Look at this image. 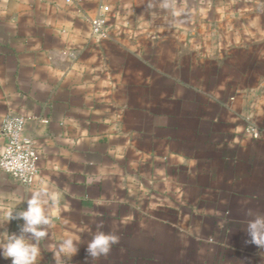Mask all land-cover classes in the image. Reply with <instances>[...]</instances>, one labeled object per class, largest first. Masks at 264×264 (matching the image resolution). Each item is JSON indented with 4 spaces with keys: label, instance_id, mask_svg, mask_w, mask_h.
Segmentation results:
<instances>
[{
    "label": "crops",
    "instance_id": "obj_1",
    "mask_svg": "<svg viewBox=\"0 0 264 264\" xmlns=\"http://www.w3.org/2000/svg\"><path fill=\"white\" fill-rule=\"evenodd\" d=\"M152 2L0 0V125L25 118L39 165L34 186L0 169V232L35 187L61 194L36 264L72 232L64 264H91L78 230L101 220L120 242L96 264H264L245 244L246 210L264 212V0Z\"/></svg>",
    "mask_w": 264,
    "mask_h": 264
},
{
    "label": "clouds",
    "instance_id": "obj_2",
    "mask_svg": "<svg viewBox=\"0 0 264 264\" xmlns=\"http://www.w3.org/2000/svg\"><path fill=\"white\" fill-rule=\"evenodd\" d=\"M177 0H162L159 8L171 12L173 17H179L182 9L177 8ZM157 6L148 0L147 8L154 9ZM155 18L156 13L152 12ZM61 194L50 189L47 184L35 187L27 199V207L24 210L13 213L8 210L4 213L6 223L12 220H22L18 233H9L7 230L0 232V255L5 259H11L12 264H36L40 257L39 242L48 236V230L53 227V217L60 214ZM245 231L248 239L245 244L255 245L264 260V212L248 208L245 212ZM68 223L67 219L64 221ZM4 226V225H3ZM2 226V227H3ZM104 223H96V231L91 228H80L78 232H88L91 239L87 242V258L91 264H96L102 257L106 258L114 245L119 244L120 237L112 231L103 230ZM84 243L81 235L72 232L67 233L61 242L49 245L53 253L55 264H64L62 257L71 259L79 251V245Z\"/></svg>",
    "mask_w": 264,
    "mask_h": 264
},
{
    "label": "built area",
    "instance_id": "obj_3",
    "mask_svg": "<svg viewBox=\"0 0 264 264\" xmlns=\"http://www.w3.org/2000/svg\"><path fill=\"white\" fill-rule=\"evenodd\" d=\"M110 12L109 5H102L90 20L91 33L95 38H108ZM25 125L26 121L22 116H4L0 125V135L4 139L0 153V169L22 184L34 186L39 179L38 152L35 141L24 134ZM248 131L255 137L258 136L255 126H249Z\"/></svg>",
    "mask_w": 264,
    "mask_h": 264
}]
</instances>
